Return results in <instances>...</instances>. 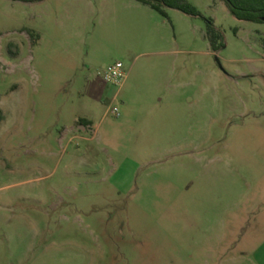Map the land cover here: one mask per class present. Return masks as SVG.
<instances>
[{
  "label": "rangeland",
  "instance_id": "374dc122",
  "mask_svg": "<svg viewBox=\"0 0 264 264\" xmlns=\"http://www.w3.org/2000/svg\"><path fill=\"white\" fill-rule=\"evenodd\" d=\"M187 1L0 0V264H264V23Z\"/></svg>",
  "mask_w": 264,
  "mask_h": 264
},
{
  "label": "trees",
  "instance_id": "16d2710c",
  "mask_svg": "<svg viewBox=\"0 0 264 264\" xmlns=\"http://www.w3.org/2000/svg\"><path fill=\"white\" fill-rule=\"evenodd\" d=\"M24 3H35L44 0H12ZM143 5L149 6L152 10L167 18L166 9H176L191 16H200L196 7L188 3L187 0H136ZM225 3L229 12L238 20L245 22L264 23V0H221ZM207 22V39L213 50H218L223 36L215 28L212 20ZM80 124L88 125L85 120H80Z\"/></svg>",
  "mask_w": 264,
  "mask_h": 264
},
{
  "label": "built area",
  "instance_id": "2783aa9c",
  "mask_svg": "<svg viewBox=\"0 0 264 264\" xmlns=\"http://www.w3.org/2000/svg\"><path fill=\"white\" fill-rule=\"evenodd\" d=\"M126 71L124 66L121 63H116L115 65L111 66L103 75V79L106 83L121 86L124 80L126 79ZM110 111L116 117H119V110L117 108H110Z\"/></svg>",
  "mask_w": 264,
  "mask_h": 264
}]
</instances>
